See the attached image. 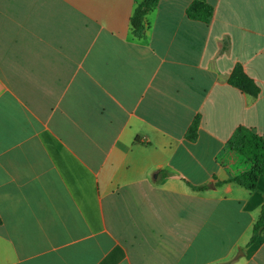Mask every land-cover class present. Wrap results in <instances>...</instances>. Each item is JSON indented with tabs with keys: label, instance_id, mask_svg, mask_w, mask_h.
<instances>
[{
	"label": "crops",
	"instance_id": "crops-1",
	"mask_svg": "<svg viewBox=\"0 0 264 264\" xmlns=\"http://www.w3.org/2000/svg\"><path fill=\"white\" fill-rule=\"evenodd\" d=\"M193 1L135 39L140 0H0V264H264V175L213 186L252 168L237 127L264 139V0Z\"/></svg>",
	"mask_w": 264,
	"mask_h": 264
},
{
	"label": "trees",
	"instance_id": "trees-1",
	"mask_svg": "<svg viewBox=\"0 0 264 264\" xmlns=\"http://www.w3.org/2000/svg\"><path fill=\"white\" fill-rule=\"evenodd\" d=\"M159 1L140 0L135 6L130 18V30L135 39H142L145 36V18L150 11L157 7ZM186 16L189 20L207 24L213 17V7L204 0H194L186 9ZM228 84L252 98H256L260 92L257 85L244 73L240 65H235L233 68ZM198 127L199 118L195 117L185 133L187 141H196ZM227 146L249 161L252 164V168L246 173H242L225 182H217L213 186L232 183L249 192L253 191L256 188L259 177L264 175V139L252 129L239 126L229 138ZM189 186L193 191H204L210 188V185L201 187ZM262 231H264V204L261 207L259 218L253 225L249 246L256 243Z\"/></svg>",
	"mask_w": 264,
	"mask_h": 264
},
{
	"label": "rangeland",
	"instance_id": "rangeland-1",
	"mask_svg": "<svg viewBox=\"0 0 264 264\" xmlns=\"http://www.w3.org/2000/svg\"><path fill=\"white\" fill-rule=\"evenodd\" d=\"M235 8V7H234Z\"/></svg>",
	"mask_w": 264,
	"mask_h": 264
}]
</instances>
